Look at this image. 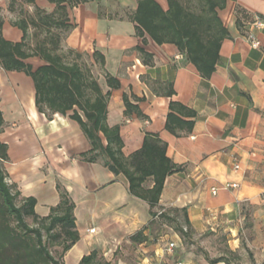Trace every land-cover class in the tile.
I'll return each instance as SVG.
<instances>
[{
	"label": "crops",
	"instance_id": "1",
	"mask_svg": "<svg viewBox=\"0 0 264 264\" xmlns=\"http://www.w3.org/2000/svg\"><path fill=\"white\" fill-rule=\"evenodd\" d=\"M156 1L167 9V0ZM35 5L47 12L55 7L49 0H35ZM237 6L245 13L239 26ZM136 7L137 0H86L67 7L73 27L62 47L89 57L104 93L109 90L105 73L119 81V87L110 89L107 123L119 125L125 156L141 147L145 132L156 133L166 144L176 169L165 178L156 209H185L202 242L222 235L231 251L239 248L244 227L254 256L264 257V0H226L217 9L228 36L220 43L219 59L208 78L174 44L137 35L131 18ZM7 12V0H0L3 36L20 41L22 32L4 17ZM251 39L258 45L252 46ZM137 47L152 55V65L143 63ZM95 50L104 57L103 67L92 57ZM25 61L33 69L43 64L38 56ZM170 86L174 94L167 96ZM124 95L145 117L134 111L124 114ZM171 100L194 111L193 117H184L193 121L191 130L172 134L165 128ZM0 110L8 182L21 196L35 198L40 216L58 203L57 182L74 202L79 239L63 254V264H78L93 249L109 264H132L117 251L134 244L135 264L190 263L194 257L195 264H210L208 259L222 256L189 251L176 257L175 250L165 252V236L153 239L148 228L147 202L131 195L127 179L113 174L102 159L88 162L79 157L90 149L79 124L68 115L55 113L48 119L39 112L33 80L24 72L0 67ZM146 184L150 187L152 181ZM212 187L217 188L215 194ZM139 230L147 239L132 242L130 236Z\"/></svg>",
	"mask_w": 264,
	"mask_h": 264
},
{
	"label": "trees",
	"instance_id": "2",
	"mask_svg": "<svg viewBox=\"0 0 264 264\" xmlns=\"http://www.w3.org/2000/svg\"><path fill=\"white\" fill-rule=\"evenodd\" d=\"M35 3V0H25ZM55 5L47 12L35 6L34 14L28 19L13 21L22 37L20 41L7 40L2 33L3 18L0 15V67L7 71H20L30 76L35 89V105L48 119L53 114L68 115L75 120L89 141L90 149L79 157L88 162L102 159L103 165L113 174H122L128 182V192L147 202L151 219H171L181 213L185 230H191L185 209H156L165 178L176 165L166 155V144L156 133L145 132L142 145L128 156L122 152L123 141L119 125L107 123V100L110 89L119 87V81L108 73L104 74L107 92H103L91 70L80 59L83 57L73 49L62 47L66 32L73 27L69 23L67 7L86 0H49ZM163 10L156 0H137L132 15L136 23V34H148L157 44L172 43L183 52L199 74L208 78L219 59V47L228 31L218 16L217 9L225 6L226 0H202L205 6L195 11L191 1L183 4L180 0H167ZM201 1V0H200ZM13 2V0H11ZM236 24L240 25L245 13L235 8ZM35 41L30 43L28 28ZM143 63L152 65V55L142 47H137ZM38 56L43 64L33 69L25 60ZM72 56V58H69ZM92 57L101 67L104 57L98 51ZM167 96L174 94L170 86ZM137 100H139L137 98ZM124 114L136 112L145 117L124 95ZM194 111L177 101H169L165 128L172 134L177 130H191ZM4 121L0 110V131ZM102 139L105 140L103 143ZM7 144L0 141V264H63V254L79 239L75 225L74 202L67 190L59 183L57 204L49 208V213L40 216L35 211L36 200L32 196H21L16 186L7 180L3 167L6 161ZM152 181L147 186L146 182ZM175 214V215H174ZM27 218H30L28 223ZM149 227V226H148ZM181 225L179 231L185 234ZM147 237L143 230L130 236L132 242H142ZM232 255L235 251L229 250ZM210 264L224 262L231 264L224 256L208 259ZM97 249L83 255L78 264H109Z\"/></svg>",
	"mask_w": 264,
	"mask_h": 264
},
{
	"label": "rangeland",
	"instance_id": "3",
	"mask_svg": "<svg viewBox=\"0 0 264 264\" xmlns=\"http://www.w3.org/2000/svg\"><path fill=\"white\" fill-rule=\"evenodd\" d=\"M191 6L195 11H199L201 6H205L204 1L200 0H190ZM35 3H27L25 0H7V10L9 12L4 13V17L7 19H11V21H16L22 18L28 19L30 16L34 14V7ZM34 29L32 27L28 28L29 32V39L30 43L35 41L32 34L34 33ZM69 58H72L70 56ZM80 61L87 66L92 74H96L93 64L91 63L89 57L83 56ZM175 215V214H174ZM171 219H160L157 218L155 222L152 224L148 223V228L151 231L153 239H156L160 236H165L164 240L161 241V245L166 242H174L175 247L173 250L174 253L176 252V257L181 256L189 251L205 252L208 255V252L215 253V255L221 254L222 256L228 258L231 264H264V257L257 258L254 256L256 249L251 248L248 244L250 242V236L247 230L243 227V235L239 240V248L235 250V254L232 255L229 253V245L224 236L218 235L215 237H210L207 241L202 242V240L195 235V231L191 227V230H185V225L183 222V217L181 213L176 214V218L174 216H170ZM28 223H30V218H27ZM183 225L184 230L186 231L185 234H182L179 231V227ZM206 236V235H205ZM127 249L124 246V250H118V255L123 256V258L127 261H130L132 264L137 262L136 255L137 253V245H129ZM132 246H135L132 249ZM165 251V248H164ZM166 252V251H165ZM168 253V252H167ZM172 253V252H170ZM173 253V254H174ZM173 254L169 256V258L173 257ZM182 259V258H181ZM181 262V260L179 261ZM167 264H172V262H168ZM182 264H195V257L193 258L192 262L184 261Z\"/></svg>",
	"mask_w": 264,
	"mask_h": 264
},
{
	"label": "built area",
	"instance_id": "4",
	"mask_svg": "<svg viewBox=\"0 0 264 264\" xmlns=\"http://www.w3.org/2000/svg\"><path fill=\"white\" fill-rule=\"evenodd\" d=\"M258 24H261V21H258ZM251 45H252V46H257V45H258V42L255 41L254 39H251ZM235 167L238 168L239 166H238V165H235ZM211 192H212L213 194H215V193L217 192V188H216V187H212V188H211ZM89 231H90V232H94L95 229H94V228H91ZM174 247H175L174 242H169V243H167V245H166V247H165V251L168 252V253H170V252L173 251ZM178 264H182V263H178Z\"/></svg>",
	"mask_w": 264,
	"mask_h": 264
}]
</instances>
